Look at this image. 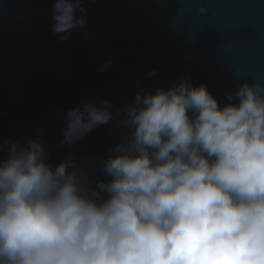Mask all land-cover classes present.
<instances>
[{
    "label": "clouds",
    "instance_id": "1",
    "mask_svg": "<svg viewBox=\"0 0 264 264\" xmlns=\"http://www.w3.org/2000/svg\"><path fill=\"white\" fill-rule=\"evenodd\" d=\"M156 2L190 43L214 34L235 83L227 103L181 77L141 89L115 116L95 97L68 109L69 148L120 117L102 163L109 179L95 186L70 155L48 162L40 139L5 140L0 264H264V0ZM86 12L83 0H55L51 31L67 42Z\"/></svg>",
    "mask_w": 264,
    "mask_h": 264
},
{
    "label": "water",
    "instance_id": "2",
    "mask_svg": "<svg viewBox=\"0 0 264 264\" xmlns=\"http://www.w3.org/2000/svg\"><path fill=\"white\" fill-rule=\"evenodd\" d=\"M54 2L0 0V145L40 139L50 146L48 162L57 165L70 155L95 186L109 179L102 163L120 141V117L69 148L61 144L68 109L95 97L97 105L112 103L115 116L141 89L154 93L181 77L207 84L221 105L235 88L216 57L214 34L190 43L169 28L170 10L156 0H83L87 27L63 43L50 27ZM109 57L114 63L101 73Z\"/></svg>",
    "mask_w": 264,
    "mask_h": 264
}]
</instances>
